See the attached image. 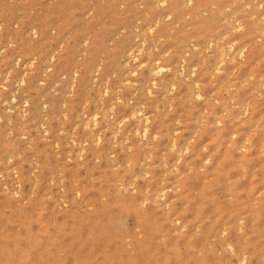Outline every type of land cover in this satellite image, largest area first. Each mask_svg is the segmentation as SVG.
<instances>
[{"label": "rangeland", "instance_id": "obj_1", "mask_svg": "<svg viewBox=\"0 0 264 264\" xmlns=\"http://www.w3.org/2000/svg\"><path fill=\"white\" fill-rule=\"evenodd\" d=\"M159 1L0 0V264H264V0Z\"/></svg>", "mask_w": 264, "mask_h": 264}, {"label": "bare ground", "instance_id": "obj_2", "mask_svg": "<svg viewBox=\"0 0 264 264\" xmlns=\"http://www.w3.org/2000/svg\"><path fill=\"white\" fill-rule=\"evenodd\" d=\"M164 1H165V0H163V1L161 0L162 3H164ZM189 1H190V0H187V2H189ZM154 2H157V1H154ZM161 2L159 1V3H161ZM187 2H186V3H187ZM162 3H161V4H162ZM153 5H154V4H153ZM166 16H169V15H166ZM155 23H156V22H155ZM32 30H33V29H32ZM148 30H149V29H148ZM150 30H151V29H150ZM168 36H169V35H168ZM135 38H136V37H135ZM135 38H134V39H135ZM143 39H144V38H143ZM141 42H142V41H141ZM140 47H141V46H140ZM242 49H243V48H242V46H241V47L239 48V52H240V54L243 52ZM137 50L139 51V49H137ZM128 52H129V51H128ZM130 52H131V51H130ZM139 52H140V51H139ZM131 53H132V52H131ZM126 55H127V54H126ZM133 55H134V54H133ZM133 55H132V56H133ZM135 57H136V56H135ZM135 57L133 56V60H135V59H134ZM223 57H224V52H223V53L221 52L220 55H219V62L223 61ZM49 59H50V58H49ZM100 61H101V60H100ZM142 63H143V62H142ZM30 64H31V63H30ZM155 64H156V63H155ZM154 66H155V67L152 68V69H153V72H154V73L152 72L153 74H156V73L160 72V71L162 70V68H163V66H162L161 64H156V65H154ZM165 69H166V68H165ZM168 70H169V69H168ZM149 71L151 72L152 70H149ZM132 72H135V71H132ZM111 73H112V72H111ZM130 73H131V72H130ZM131 74H132V73H131ZM173 77H174V76H173ZM93 79H94V78H93ZM151 81H152V80H151ZM151 81H150V82H151ZM16 82H17V81H16ZM124 82H125V81H124ZM128 82H129V81H128ZM152 82H153V81H152ZM153 85H154V84H153ZM172 85H173V84H172ZM195 85H196V84H195ZM104 86H105V85H104ZM172 87H173V86H172ZM70 93H71V92H70ZM104 93H105V92H104ZM104 93H103V94H104ZM196 94H197L198 96L200 95V94L198 93V91L196 92ZM197 95H196V96H197ZM100 106H101V105H100ZM81 110H82V109H81ZM131 111H133V110H131ZM136 113H137V112H136ZM138 113H141V112L138 111ZM130 114H132V113L130 112ZM63 116H64V115H63ZM92 116H94V115H92ZM132 116H134V115L132 114ZM143 116H144V115H143ZM139 117H140V116H139ZM143 118H144L143 121H145V122L148 121V117L145 116V117H143ZM138 119H139V118H138ZM91 120L94 121V120H95L94 117L91 118ZM121 120H122V118H121ZM116 121H117V120H116ZM118 122L120 123L121 121H118ZM92 123H94V122H92ZM82 127H83V126H82ZM142 127H143V126H142ZM143 128H144V130H142V132H144V131L147 132V127L145 126V127H143ZM142 134H144V133H142ZM97 136H98V135H97ZM97 140H98V139H97ZM84 142H85V141H84ZM171 144H173V142H172ZM185 148H186V146H185ZM187 148H188V147H187ZM184 150H186V149H184Z\"/></svg>", "mask_w": 264, "mask_h": 264}]
</instances>
